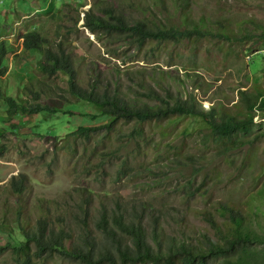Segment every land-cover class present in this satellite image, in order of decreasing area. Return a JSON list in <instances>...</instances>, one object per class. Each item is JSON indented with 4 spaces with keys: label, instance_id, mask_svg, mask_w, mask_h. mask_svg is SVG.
<instances>
[{
    "label": "rangeland",
    "instance_id": "obj_1",
    "mask_svg": "<svg viewBox=\"0 0 264 264\" xmlns=\"http://www.w3.org/2000/svg\"><path fill=\"white\" fill-rule=\"evenodd\" d=\"M95 1L0 0V37L13 52L0 85L20 104L52 110L10 118L0 100V144L8 149L0 159V245L25 241L24 232L43 216L69 218L85 198L93 201L94 218L103 205L149 204L151 217L161 218L168 236L188 241L208 229L201 212L233 204L247 213V225L264 235L260 111L255 119L260 126L241 134L228 150L191 118L122 122L109 133L104 127L109 117L76 98L64 76L44 75L38 58L23 52L20 38L27 29H38L52 42H65L84 88L97 85L130 104L145 102L149 87L162 93L171 89L184 99L195 96L204 110H223L239 100L240 90L264 87V0H111L130 19L183 30L199 25L209 34L208 39L144 51L122 45L118 58L107 54L116 45H104L84 27L85 13ZM53 3L55 11L46 15ZM223 33L231 39L220 37ZM81 126L101 129L84 141L71 136ZM20 174L27 175L29 190L15 195L9 182ZM0 264L18 263L9 251ZM37 264L74 263L55 255ZM211 264L226 263L218 259Z\"/></svg>",
    "mask_w": 264,
    "mask_h": 264
},
{
    "label": "trees",
    "instance_id": "obj_2",
    "mask_svg": "<svg viewBox=\"0 0 264 264\" xmlns=\"http://www.w3.org/2000/svg\"><path fill=\"white\" fill-rule=\"evenodd\" d=\"M54 11L53 3L46 15ZM84 22V27L98 41L117 46L115 51L108 49L107 54L113 58L120 57L122 45L144 51L152 45L177 46L187 41L208 39L209 35L199 25L183 30L167 24L158 25L148 19H130L111 0H96L85 13ZM220 37L231 39V35L224 33ZM20 38L23 39V52L38 58L39 70L44 75L49 78L64 76L76 98L95 105L100 114L109 117L104 126L109 133H113L122 122L144 125L191 118L202 130L210 131L228 150L238 143L241 134L248 135L260 126L255 120L258 111L264 119V87L260 84L251 90H240L239 100L223 110L213 106L207 111L193 95L184 99L171 89L162 93L152 87L144 96L145 102L137 100L130 104L97 85L92 89L84 88L65 42H52L38 29H27ZM12 53L8 42L1 41L0 80L9 72L8 59ZM144 83L148 82L145 80ZM140 86L144 89L143 84ZM28 91L36 99L40 97L31 89ZM0 100L7 104L10 118L52 111L18 103L3 91L1 85ZM99 129L81 126L75 128L71 136L89 141ZM7 151V146L0 144V159ZM9 185L15 195H23L29 190L25 174L13 176ZM92 206L93 201L85 198L76 205V211L71 210L69 218L43 216L34 229L24 232L25 241L17 245H0V257L10 251L18 264H37L55 255L74 264H211L212 260L218 259H223L226 264H264V235L249 227L247 213L233 204L220 203L214 212H201L208 229L194 241H188L184 236H168L161 218L151 217L154 209L149 204L123 208L116 202L112 209L103 205L98 209L97 218L93 217Z\"/></svg>",
    "mask_w": 264,
    "mask_h": 264
},
{
    "label": "crops",
    "instance_id": "obj_3",
    "mask_svg": "<svg viewBox=\"0 0 264 264\" xmlns=\"http://www.w3.org/2000/svg\"><path fill=\"white\" fill-rule=\"evenodd\" d=\"M23 1V0H22ZM29 3V2H28ZM2 26V25H1ZM2 29V28H1ZM3 38H5L4 36L3 37H0V42L3 41Z\"/></svg>",
    "mask_w": 264,
    "mask_h": 264
}]
</instances>
